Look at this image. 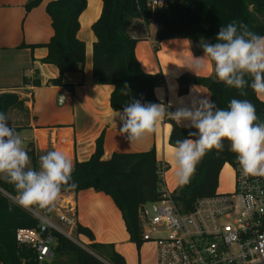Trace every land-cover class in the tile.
<instances>
[{
  "label": "trees",
  "instance_id": "trees-1",
  "mask_svg": "<svg viewBox=\"0 0 264 264\" xmlns=\"http://www.w3.org/2000/svg\"><path fill=\"white\" fill-rule=\"evenodd\" d=\"M43 0H26V13L37 8ZM101 12L91 25L94 37L92 43L91 71L99 86H111L110 108L123 111L131 100L142 103L159 104L155 89L162 84L160 75L143 72L135 56L137 40L128 29L133 20L139 19L145 25L158 26L154 35L156 42L168 40L207 41L215 43V37L222 26L232 21L244 24L250 31L264 35V0H180L176 5L172 0H164L162 8H150L149 0H99ZM86 8V0H55L48 2L45 12L50 19L52 36L45 44L29 46L31 50L42 47L46 56L39 61L58 69L59 76L48 81L52 86H61L64 74L82 73L85 64V45L77 38L80 29L79 17ZM25 45H21L24 47ZM26 47V46H25ZM199 46L193 56L202 54ZM213 70L214 65L211 62ZM251 83V78L246 77ZM36 86L39 85L35 82ZM128 85L125 94V85ZM178 95L187 93L190 85L205 88L217 108L227 109L231 99H246L256 107L257 122H264V102H261L251 87L243 91L226 87L215 74L211 77L181 75L178 80ZM22 110L23 103L14 94L0 95V112ZM165 122L171 131L168 145L174 148L178 139H184L190 128L179 127L174 120L166 117ZM17 132L18 129L14 128ZM224 141V150L209 151L197 165L195 174L186 185H179L172 193V199L179 212L188 213L193 204L203 198L211 197L218 188V179L225 165L235 167L236 156ZM28 152V151H27ZM33 168H36L32 152H28ZM103 134L95 140V149L84 162L74 161L72 178L75 189L62 190L61 194H78L92 190L111 199L118 210L129 242L138 251L142 245L138 209L141 205L161 200L160 182L157 174V159L154 148L143 153L112 154L103 160ZM17 193L6 179L0 180V264H46L37 261L36 250L15 240L18 230H38L36 214L50 216L51 211L35 208L24 209L16 202ZM74 235L91 243L79 244L62 235L51 232V264H60L67 259L72 264H125L124 258L111 245L92 243L93 235L89 229L75 224ZM74 237V236H73ZM76 240V238L74 237Z\"/></svg>",
  "mask_w": 264,
  "mask_h": 264
},
{
  "label": "crops",
  "instance_id": "crops-1",
  "mask_svg": "<svg viewBox=\"0 0 264 264\" xmlns=\"http://www.w3.org/2000/svg\"><path fill=\"white\" fill-rule=\"evenodd\" d=\"M51 1L55 0H43L37 8L26 13V0H0V95L14 94L23 103L22 110L12 109L7 113L8 124L18 129L26 150L33 153L37 170L39 157L54 149L62 151L72 163L88 160L100 134H103V160H108L112 154L143 153L154 148L157 162L167 170L168 164L175 163L174 148L168 145L171 127L165 122L167 116L154 133L140 142L130 143L119 133V117L113 119L114 111L109 105L112 87L97 85L92 76L91 55L95 39L90 27L101 12L99 0H86V8L79 17L77 38L85 45L83 72L64 74L61 86L48 84L58 78V69L39 63L46 56L45 48L31 50L28 47L45 44L52 36L50 19L45 12L46 4ZM157 30V25H145L135 19L128 33L137 40L135 56L143 72L162 77V84L155 89L158 103L169 106L168 110L174 112L182 105L190 106L200 99L210 98L205 88L194 85L189 86L185 95H178L177 80L181 75L211 77L214 74L210 61H203L204 66L199 70L194 67L196 57L203 56V53L194 57L193 50L204 41L156 42ZM35 82L39 85L36 86ZM258 99L264 102V95ZM223 168L229 171L222 173L221 170L217 191L230 192L234 174L229 165ZM165 174L163 181L168 190ZM63 196L68 202L73 198L75 223L91 231L92 243L111 245L124 258L125 264L156 263L153 245L142 244L137 251L129 242L121 216L109 197L92 190ZM79 238L85 245L91 243ZM150 250L148 256L145 252Z\"/></svg>",
  "mask_w": 264,
  "mask_h": 264
},
{
  "label": "clouds",
  "instance_id": "clouds-1",
  "mask_svg": "<svg viewBox=\"0 0 264 264\" xmlns=\"http://www.w3.org/2000/svg\"><path fill=\"white\" fill-rule=\"evenodd\" d=\"M215 43L202 42L203 56L196 57L195 69L203 68V61L214 65V74L226 87L241 90L251 87L259 97L264 95V35L250 31L236 21L219 29ZM246 77L251 78V83ZM128 85H125L127 94ZM163 103H142L133 99L115 111L119 117V133L130 142H140L156 131L167 116L189 131L174 145V162L178 184L190 182L197 165L212 150H229L245 177H264V122H257L256 107L244 99H231L227 109L217 108L208 97L180 106L174 112ZM5 113L0 112V176L14 186L15 202L24 209L52 211L62 190L75 189L73 163L62 151L51 150L39 157L38 170L29 167L31 158L21 135L8 124Z\"/></svg>",
  "mask_w": 264,
  "mask_h": 264
},
{
  "label": "built area",
  "instance_id": "built-area-1",
  "mask_svg": "<svg viewBox=\"0 0 264 264\" xmlns=\"http://www.w3.org/2000/svg\"><path fill=\"white\" fill-rule=\"evenodd\" d=\"M164 0H149L150 8H162ZM230 192L216 190L211 197L197 200L188 213H180L172 193L163 181L165 167L158 163L159 192L162 198L141 205L138 220L142 244L155 248L156 264H264V178L245 177L237 163ZM58 198L50 216L36 214L46 226L18 230L16 242L33 247L42 263L51 257V232L74 239L75 204ZM58 220V224L51 218ZM80 245V244H79Z\"/></svg>",
  "mask_w": 264,
  "mask_h": 264
},
{
  "label": "rangeland",
  "instance_id": "rangeland-1",
  "mask_svg": "<svg viewBox=\"0 0 264 264\" xmlns=\"http://www.w3.org/2000/svg\"><path fill=\"white\" fill-rule=\"evenodd\" d=\"M32 162V161H31ZM169 167L167 168V170L165 171V176H166V183L168 184V190L170 193H174L175 191L178 190L179 188V184L177 181V177H176V167H175V163H171L168 164ZM29 167H33V165H29ZM223 171L228 172V169L223 168L222 169V173ZM1 178H3L2 176H0ZM55 223L58 224V220H56L55 216L51 218ZM74 237L77 239V237L74 235ZM79 241H81L83 244L85 243L83 239L78 238ZM128 244H130L128 242ZM134 250V248H133ZM135 251V250H134ZM151 250L149 252H145L148 256L151 255ZM153 252H155V250H153ZM154 254V253H153ZM51 257H49L48 259H45L44 263L46 264H51L52 259H50ZM60 264H72L69 260L64 259L60 261ZM156 264V263H155Z\"/></svg>",
  "mask_w": 264,
  "mask_h": 264
},
{
  "label": "water",
  "instance_id": "water-1",
  "mask_svg": "<svg viewBox=\"0 0 264 264\" xmlns=\"http://www.w3.org/2000/svg\"><path fill=\"white\" fill-rule=\"evenodd\" d=\"M179 2H180V0H172V3L174 5L178 4ZM37 227H38V231L41 233V235L44 236L47 232L46 226L42 225L40 221H37Z\"/></svg>",
  "mask_w": 264,
  "mask_h": 264
},
{
  "label": "bare ground",
  "instance_id": "bare-ground-1",
  "mask_svg": "<svg viewBox=\"0 0 264 264\" xmlns=\"http://www.w3.org/2000/svg\"><path fill=\"white\" fill-rule=\"evenodd\" d=\"M93 7V6H92Z\"/></svg>",
  "mask_w": 264,
  "mask_h": 264
}]
</instances>
